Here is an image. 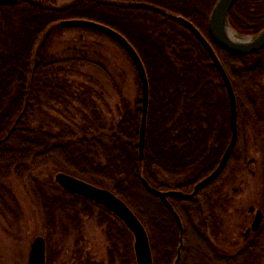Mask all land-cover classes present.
<instances>
[{
    "label": "trees",
    "instance_id": "obj_1",
    "mask_svg": "<svg viewBox=\"0 0 264 264\" xmlns=\"http://www.w3.org/2000/svg\"><path fill=\"white\" fill-rule=\"evenodd\" d=\"M121 1L99 3L102 12H116L120 19L123 16L121 26L90 14L95 0H88L82 11L79 5L72 8L68 15L50 14L24 3L0 7V204L6 211L9 202L16 204L1 183L8 175L20 178L51 164L56 171L121 199L147 232L153 264H172L177 223L160 199L146 191L142 180L159 191L190 192L217 164L230 131L228 99L216 69L184 22L168 18L164 12L191 23L208 39L206 24L215 0ZM66 19L88 20L114 29L140 58L148 83L141 161L136 147L141 113L137 77L138 91L132 102L109 77L117 102L115 116L105 118L95 103V99L101 100L100 93L91 84L70 80V76L82 74L77 68L84 65L110 76L100 52L82 42V37L78 45L61 51L64 57L51 54L62 33L79 30L57 24ZM80 30L102 35L87 28ZM211 44L235 95L238 133L223 173L212 184L201 188L194 199L168 198L184 229L178 264H212L217 259L209 253L221 251L212 195L226 183H236L243 171L248 130L261 154L264 202V49L243 57ZM49 109L60 117L55 130L43 122L35 123ZM32 198L43 215L49 256L50 237L57 228L65 232L57 227L60 219L78 230L85 218L95 222L106 241V264H135L130 233L102 207L63 192L54 180L48 187L34 181ZM263 251L264 238L258 236L243 243L228 262L262 264ZM75 255V264H103L90 256L80 260L78 250Z\"/></svg>",
    "mask_w": 264,
    "mask_h": 264
},
{
    "label": "rangeland",
    "instance_id": "obj_2",
    "mask_svg": "<svg viewBox=\"0 0 264 264\" xmlns=\"http://www.w3.org/2000/svg\"><path fill=\"white\" fill-rule=\"evenodd\" d=\"M130 1L145 3V1L149 0H122L121 2ZM151 1L155 4L161 3V0ZM93 6L95 7L88 11L90 14L100 17L104 22L105 20H111L119 26L122 25L115 20L118 19L116 13L102 12L100 10L102 5H99V2H94ZM127 32L131 37H134L129 30ZM79 34L83 35L82 42L92 47L91 49H94L96 53L100 52L103 59H105L102 64L110 76H105L93 66L84 65L77 68L82 74L70 76V80L76 83L91 84L101 95V100L95 99V103L98 104L103 116L111 119L115 116L114 108L117 102V95L112 88L109 77L118 85L122 96L127 101L132 102L138 91L137 72L126 53L113 40H110L107 36L100 35L102 38L80 29L67 30L62 33L59 39L54 41L51 54L56 57H64L61 51L64 48L78 45ZM59 119L60 117L49 109L45 110L40 118H36L35 123L43 122L50 129L55 130L58 128ZM246 134L248 137L246 145L247 159L252 158L255 160V175H249L244 166L236 183H226L221 188V193L212 197L213 203L229 202V214L226 215L228 217H224L223 230L220 231L219 241L220 250L229 254L234 253L241 245L240 232L250 219L246 214V209L249 205L258 204L260 192L261 154L258 143L253 142L251 139L252 132L248 130ZM56 173H59V171H56L53 165L48 164L47 166L32 169L20 178L11 174L1 181L12 195L11 198L16 204L9 202L10 210L8 211L2 208L0 204V264H27L32 240L38 236L45 238V222L36 202L32 198V189L34 188V181L45 187L51 186ZM65 220L60 219L61 222H58V225H60H57V227L64 229L65 232H58L59 229L57 228L55 234L50 237L51 253L49 256L48 252L45 251L44 264H48L49 260L50 264H75L73 257L76 250L79 251L80 260L90 256L94 261L106 264V241L95 222L82 218L80 220V229L77 230L72 228L71 223L67 220L66 223H62ZM262 257V264H264V251L262 252Z\"/></svg>",
    "mask_w": 264,
    "mask_h": 264
},
{
    "label": "water",
    "instance_id": "obj_3",
    "mask_svg": "<svg viewBox=\"0 0 264 264\" xmlns=\"http://www.w3.org/2000/svg\"><path fill=\"white\" fill-rule=\"evenodd\" d=\"M236 1L237 0H215L210 10L206 24L208 39H206L191 23L184 21L181 17L176 18L178 21L184 22L185 26L191 31L195 39L202 46L223 83L229 104L230 140L218 162L217 167L211 173L201 179L198 183H196L190 193H184L177 190L159 191L151 187L145 180H142V185L146 189V191L160 199L162 204L167 208L170 215L175 219L177 223L179 239L175 251L176 257L173 264H177L180 258V251L183 246V228L181 225V221L173 210L171 204L169 203L168 198L174 197L180 199H192L201 188L209 185L212 181H214L220 174L228 158L230 157L237 138V114L235 95L230 80L223 66L218 60L211 43L217 45L222 50L234 56L247 57L264 49V27L254 36L244 37L242 35H239L229 26L227 20L228 11ZM0 2L8 3L9 0H0ZM60 24L64 27L87 28L104 34L105 36L115 41L123 49V51L130 59L131 63L133 64L140 82L141 92V113L138 141L136 143L138 160L141 161L143 157L146 115L148 108V83L145 70L140 58L123 36L104 25L81 19L65 20ZM53 180L54 183L63 192L83 198L97 206H100L111 213L115 218H117L132 237V252L135 264H152V256L147 232L137 216L121 199H119L117 196L106 189L95 187L87 182H84L65 173H56ZM260 221L261 215L258 212L251 226V229L253 231L258 228ZM44 263L45 243L44 239L38 236L35 237L30 244L27 264Z\"/></svg>",
    "mask_w": 264,
    "mask_h": 264
},
{
    "label": "flooded vegetation",
    "instance_id": "obj_4",
    "mask_svg": "<svg viewBox=\"0 0 264 264\" xmlns=\"http://www.w3.org/2000/svg\"><path fill=\"white\" fill-rule=\"evenodd\" d=\"M87 1L88 0H9L8 3L0 2V7H6V6L12 7V6H17L19 3H24V4L31 5L32 7H35L37 9L42 10V11H46L50 14H52L54 12H59L62 15H68L71 12V9L78 6V5H79V10L82 11L85 8V4ZM95 1H97L101 4L102 2H106L108 0H95ZM235 3H234V5H235ZM234 5L228 11L227 20H228L229 26L233 30H235L239 35H242L244 37L254 36L264 27V0H241V1H239L237 7L234 8ZM114 13H116V12H114ZM109 14H112V13H109ZM164 15L168 18H173L175 20H177L176 18L178 17V16H174L172 14L166 13V12H164ZM121 19L122 20L124 19L123 16L121 17ZM121 19L118 20V22H121ZM62 21H65V20L58 21L57 24L61 27H64L60 24ZM73 29H80V28L74 27ZM112 30H114V29H112ZM102 35H104V34H102ZM82 37H83V35L79 34L78 38L81 39ZM110 40H112V39H110ZM228 126H229V121H228ZM236 128H237V121H236ZM237 133H238V128H237ZM229 140H230V135H229V139H228L226 146L228 145ZM226 146H225V148H226ZM225 148L223 149L222 154H223ZM233 150H234V148H233ZM222 154H221V156H222ZM221 156H220V158H221ZM220 158L218 159V162H219ZM218 162L215 165V167L213 168V170L217 167ZM225 166H226V164H225ZM225 166L222 169V171L220 172V174L217 176V178L223 173ZM245 168H246V171L249 175L254 176L256 173L255 160L252 158L247 159L246 163H245ZM213 170H211V172ZM260 176H261V170H260ZM260 176H259V179H260ZM199 181H197L196 183H198ZM214 181H212L210 184H212ZM220 190H221V188H217L215 194H220L221 193ZM197 193H196V195H197ZM215 194H213L212 196H214ZM196 195L192 199H194L196 197ZM261 199L262 198H261V185H260L258 204L257 205H249L246 209V214L250 219L248 220L247 224L243 227L242 231L240 232V237L242 240L241 245L243 243L248 242V241H252L253 239H257L258 236L259 237L263 236V238H264V202ZM211 206H212V209H214V211H213L214 214L218 218V221L220 223V230L219 231H221V230H223L224 217H228L226 215L229 214V212H228V210L230 209L229 202L223 201L221 203H211ZM258 212L261 215V221H260L258 228L255 231H253L251 229V226H252L253 220H254L256 214H258ZM177 216L179 217L178 214H177ZM179 219H180V217H179ZM180 221H181V219H180ZM194 224H195V227L199 228L196 220H195ZM181 225H182V222H181ZM182 228H183V225H182ZM177 229H178V226H177ZM178 239H179V232H178ZM178 239H177V241H178ZM182 240H183V236H182ZM177 245H178V243H177ZM237 250L232 254L225 253L222 251L209 252V253L215 254L217 256L216 257L217 259H215L212 264H229L228 258L231 255H234L237 252ZM181 254H182V249L180 251V258H179L177 264L180 262ZM151 256H152V254H151ZM175 257H176V252H175ZM175 257H174V260H175ZM195 258H196L195 261L197 262L198 261L197 256H195ZM174 260H173V262H174ZM173 262H172V264H173ZM152 264H153V257H152Z\"/></svg>",
    "mask_w": 264,
    "mask_h": 264
}]
</instances>
